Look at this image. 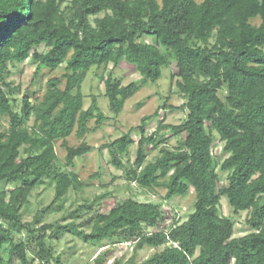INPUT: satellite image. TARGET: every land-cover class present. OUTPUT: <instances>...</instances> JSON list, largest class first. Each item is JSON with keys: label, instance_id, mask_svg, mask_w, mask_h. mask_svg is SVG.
Wrapping results in <instances>:
<instances>
[{"label": "trees", "instance_id": "trees-1", "mask_svg": "<svg viewBox=\"0 0 264 264\" xmlns=\"http://www.w3.org/2000/svg\"><path fill=\"white\" fill-rule=\"evenodd\" d=\"M257 17L259 25L252 22ZM29 58L37 63L34 76L44 67L56 70L65 63V86L52 77L42 98L32 101L38 92L27 90L16 109L13 94L18 87L7 80L9 66ZM124 60L141 78L123 84L109 73L105 95L115 115L143 84L156 83L171 60L177 65L172 76L178 77L185 99L179 108L187 115L180 124L166 126L182 136L179 145H164L155 159H147V147L164 142L162 123L146 130L151 115L143 117L137 141L128 132L109 145L114 165L121 168L122 155L136 142L127 180L148 191L164 188L162 202L129 197L109 210L98 209L79 225L56 222L35 228L51 208L23 221L22 209L37 185L47 179L54 184L55 201L85 185L74 170L76 158L93 147L86 142L70 146L67 138L74 131L83 137L93 119H107L95 95L84 108L81 85L87 73L109 63L118 67ZM217 136L223 143L219 153L214 148ZM59 139L67 151L64 169L57 165ZM3 182L19 184L0 188V264H32L29 251L39 264H64L50 239L66 232L87 241L134 244L127 261L116 257L112 264H264V0H0ZM191 188L193 211L185 220L175 213L167 223L164 204ZM223 196L234 216L220 213ZM243 211L250 212L248 232L236 236L234 217ZM85 225L90 232L81 229ZM15 232L29 237L16 239ZM145 246L163 248L135 261ZM108 253L100 252L95 264H105Z\"/></svg>", "mask_w": 264, "mask_h": 264}, {"label": "rangeland", "instance_id": "rangeland-1", "mask_svg": "<svg viewBox=\"0 0 264 264\" xmlns=\"http://www.w3.org/2000/svg\"><path fill=\"white\" fill-rule=\"evenodd\" d=\"M252 22L259 25L261 18L257 17ZM39 50L43 51L45 47L41 46ZM65 65V63L62 64L56 70L44 67L34 76L37 63L33 59L29 58L22 63L10 64V74L7 80L12 83L13 87H18V90L13 94L15 99L14 107L16 109L20 108L21 99L27 90L30 93L38 92L35 96L31 95L32 101L37 97L42 98L47 82L52 77L61 78L60 86L63 88L66 82L64 77ZM176 72H178L176 62L171 60L169 67L163 68L162 77L156 83L148 82L143 84L141 89L126 101L121 113L115 115L105 95V79L109 73H112L115 77L121 79L123 84H129L133 80L140 79L141 75L134 66L128 64L125 60L118 67L113 66V63L101 68L92 67L81 85L84 108H88L91 105L92 96L95 95L98 98L101 110L107 115V119L101 123H97L96 119H93L89 122V132L83 137H79L74 131L67 138L70 146H78L82 142H86L93 147L89 153L76 158L74 170L79 178L85 182V185L81 189L71 188L63 200L55 201V185L49 184L47 179L44 183L37 185L31 192L28 203L22 209L23 221H32L37 212L50 206V211L44 213L40 223L35 224V228L46 223L54 224L56 222L61 224L74 222L79 225L87 221L98 209L109 210L117 202L129 197L139 201L162 202V198L166 193L164 188L148 191L127 180L129 164L133 162L136 155V142L130 145L128 153L122 155L125 164L121 168H117L114 165L112 150L109 145L128 132L137 141L140 137L139 125L142 123L143 117L150 115L151 118L147 120L146 130L152 132L162 123L163 127L159 130V134H164L162 137L164 142L156 148L148 146L146 150L147 159H155L160 153V148L164 145L170 148H175L179 145L182 136L175 135L170 130V127L166 126L180 124L187 115L185 109L179 108L185 99L177 87L176 81L178 77L172 76ZM163 103H166V106L160 108ZM170 105L175 107L170 108ZM156 112H158V115ZM2 122L5 126L8 125V121L5 118L2 119ZM30 123L32 124L33 120ZM222 145L223 143L218 140L217 136L214 144L215 152L219 153ZM56 151L58 154L57 165L60 169H64L67 151L61 139L56 141ZM225 157L226 155H222L221 160ZM223 177H226V175L223 174ZM18 184L3 182L0 184V188L6 187L10 189ZM194 202L195 191L193 188L186 195L175 197L170 202H166L163 206L166 213H168L166 214V222H171L175 213H177V217L185 220L188 214L193 211ZM60 203L62 204L59 209ZM86 203H93L92 208H82L80 212L73 214L75 209ZM220 213L226 216L233 215L226 196L221 198ZM249 215V211H243L240 215L234 217L236 236L245 235L248 232L247 219ZM81 229L87 232L91 231V227L87 225L82 226ZM22 236L25 238L29 237L26 232L14 233L16 239ZM50 242L53 245L55 256L60 257L64 264H95V257L102 251L109 252L105 264H112L116 257L127 261L134 253V244L122 243L115 245L111 244L108 239L94 242L87 241L74 232H66L58 238L50 239ZM162 248L145 246L136 252L135 261L147 259ZM7 253L8 249L3 251V256L6 259ZM33 256L34 253L29 251L30 262L39 264L38 259L32 261ZM13 264L22 263L16 260Z\"/></svg>", "mask_w": 264, "mask_h": 264}, {"label": "built area", "instance_id": "built-area-1", "mask_svg": "<svg viewBox=\"0 0 264 264\" xmlns=\"http://www.w3.org/2000/svg\"><path fill=\"white\" fill-rule=\"evenodd\" d=\"M129 244V243H128Z\"/></svg>", "mask_w": 264, "mask_h": 264}]
</instances>
